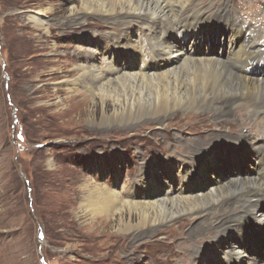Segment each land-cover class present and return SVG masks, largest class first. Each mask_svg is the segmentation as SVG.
<instances>
[{
	"label": "rangeland",
	"instance_id": "374dc122",
	"mask_svg": "<svg viewBox=\"0 0 264 264\" xmlns=\"http://www.w3.org/2000/svg\"><path fill=\"white\" fill-rule=\"evenodd\" d=\"M200 3L210 5L219 16L249 27L258 36L256 46L264 49V0ZM70 9L68 0H0V264H190L183 259L192 256L193 262V250L203 248L209 240L204 236L196 246L199 241L189 239L187 233L196 221H184L179 226L182 219L174 220L136 238L135 230L122 232L118 217L103 225L94 216L84 215L79 206L86 185H104L111 192L126 194L129 187L139 182L137 176L148 173L154 164L153 174L159 179L157 188L167 192L169 184L164 183L161 159L168 155L175 158L177 165L172 174L176 176L182 168L178 160H190L183 151L195 150L190 145L179 149L175 140L198 141L218 129L220 123L213 124L207 115L186 113L163 124L138 122L127 128L116 119L107 124L100 122L103 106L99 100L92 102L87 98L84 104L79 103L82 98L70 100L73 93L65 92L67 88L58 87L57 83L62 72L74 68L68 64L78 62L75 55L84 48L93 51L94 46L90 47L92 43L88 45L85 38L94 33L98 37H94V42L104 38L114 42L125 31L109 29L105 25L109 22L91 17L78 27L60 25L59 21L70 16ZM42 13L47 22L37 28L33 19ZM50 26L52 30H48ZM211 27L214 30L219 24ZM202 29L209 31L207 27ZM139 32L134 29V39L140 38ZM204 36L195 38L196 50L200 45L203 49L209 46V39ZM106 56L98 61L103 70L111 60L113 64L116 61L109 58L110 54ZM105 112L111 116L110 103ZM240 115L233 116L232 123L222 122L223 134L233 140L250 134L249 129L242 130L238 125ZM255 118L241 121L251 126L249 123ZM253 126L262 129L264 122L259 120ZM261 140L256 137L253 144H260ZM197 141L192 144L197 145ZM223 145H219V150L223 147L226 151L227 146ZM231 156L220 174L209 172L190 185L196 188L190 195L207 192L221 177L243 180L254 176L251 164L255 157L250 149ZM132 221L134 226L138 223L135 216ZM206 222L210 225L209 220ZM202 229L206 231L207 227ZM257 238L256 254L264 261V241ZM214 257L217 264L230 262L223 252Z\"/></svg>",
	"mask_w": 264,
	"mask_h": 264
},
{
	"label": "bare ground",
	"instance_id": "6f19581e",
	"mask_svg": "<svg viewBox=\"0 0 264 264\" xmlns=\"http://www.w3.org/2000/svg\"><path fill=\"white\" fill-rule=\"evenodd\" d=\"M68 1L71 14L67 20L59 21L60 25L78 27L91 17L109 22L105 24L109 29L125 30L114 42L111 38L94 42L98 38L94 33L85 38L88 45L92 43L90 47L94 46L93 51L84 48L75 55L78 62L68 64L74 68L62 72V79L57 83L58 87L67 88L65 92L73 93L70 100L82 98L79 100L82 104L87 98L92 102L99 100L103 106L100 122L107 124L116 119L128 125L127 128L138 122L163 124L177 114L186 113L207 115L213 124L220 123L218 129L202 136L199 142L193 138L175 140L179 149L190 145L195 150L183 151L190 160H178L182 168L176 176L172 174L177 165L175 158L167 154L161 159L159 166H162L164 183L169 184L167 192H163L162 187L157 188L154 164L149 174L137 176L139 182L129 187L126 194L111 192L104 185H86L80 211L94 216L103 225L118 217L122 232L135 230L136 238L149 235L154 227L174 220L182 219L179 226L184 221L189 224L196 221L187 233L189 239L199 241L196 246L203 242L204 236L209 240L203 248L193 250V262L192 256H186L183 261L216 263L214 255L223 252L231 263L264 264L255 249V236L258 241H264V128L256 130L253 126L259 120L264 122V49L260 50L255 44L258 36L233 18L217 15V10L211 11L212 2L203 6L202 0ZM46 22L44 13L33 19L37 28H43ZM216 24L219 27L213 30L211 26ZM206 27L208 32L202 29ZM135 28L140 31L139 39L133 37ZM52 29V26L48 28ZM203 36L209 39V46L203 49L200 45L196 50L195 38ZM107 54L116 61L113 64L111 60L103 70L98 61ZM70 74L74 77L70 78ZM109 103L113 109L111 116L105 112ZM238 113L242 115L241 120L256 118L249 123L251 126L243 125L239 119L238 125L242 130L249 129L250 134L236 136L233 140L223 134L222 122L232 123ZM256 137H262L260 144H253L257 142ZM196 141L197 145L192 144ZM221 143H225L227 152L223 147L219 150ZM247 149L255 157L251 164L255 170L252 178L224 177V180L218 175L220 181L207 192L190 195L196 190L190 185L209 172L220 174L231 155L243 154ZM133 216L138 219L135 226ZM203 227L207 230L203 231Z\"/></svg>",
	"mask_w": 264,
	"mask_h": 264
}]
</instances>
